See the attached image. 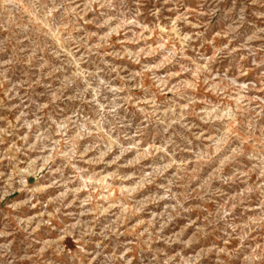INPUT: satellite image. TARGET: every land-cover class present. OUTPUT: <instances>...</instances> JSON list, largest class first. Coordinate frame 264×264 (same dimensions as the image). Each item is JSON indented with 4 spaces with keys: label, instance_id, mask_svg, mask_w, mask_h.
I'll return each instance as SVG.
<instances>
[{
    "label": "rangeland",
    "instance_id": "374dc122",
    "mask_svg": "<svg viewBox=\"0 0 264 264\" xmlns=\"http://www.w3.org/2000/svg\"><path fill=\"white\" fill-rule=\"evenodd\" d=\"M0 264H264V0H0Z\"/></svg>",
    "mask_w": 264,
    "mask_h": 264
}]
</instances>
